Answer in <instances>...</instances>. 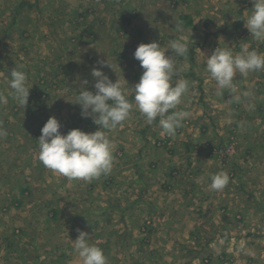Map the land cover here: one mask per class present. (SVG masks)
<instances>
[{
    "label": "rangeland",
    "instance_id": "1",
    "mask_svg": "<svg viewBox=\"0 0 264 264\" xmlns=\"http://www.w3.org/2000/svg\"><path fill=\"white\" fill-rule=\"evenodd\" d=\"M140 1L0 0V129L7 133L0 136V264H82L73 245L80 231L107 264H264V71L236 76V94H252L240 103L230 91L216 96L205 71L217 47L264 54V42L244 26L251 0L175 4L184 31L174 19V36L187 38L192 55L176 61L190 85L175 110L190 115L174 136L133 106L107 131L109 175L70 180L39 160L37 139L49 117L62 134L98 129L73 103L84 80L95 91L91 71L99 61L115 66L101 68L113 82L124 77L134 105L129 87L143 69L133 53L163 28L148 21L150 5ZM123 59L140 67L137 76L116 69ZM14 67L28 77L26 108L9 94L6 74ZM221 172L229 184L212 190L211 176Z\"/></svg>",
    "mask_w": 264,
    "mask_h": 264
},
{
    "label": "clouds",
    "instance_id": "2",
    "mask_svg": "<svg viewBox=\"0 0 264 264\" xmlns=\"http://www.w3.org/2000/svg\"><path fill=\"white\" fill-rule=\"evenodd\" d=\"M251 2L252 7L244 26L255 41L264 42V0ZM175 28L177 32L184 31L179 23ZM167 50H171L177 57H185L189 52L187 38L180 35L170 40L166 49L156 41L141 43L134 51L133 56L143 69L139 82L134 87H129L134 93V105L127 98V81L124 77L123 82L119 78L113 82L101 68L107 66L115 72V66L107 60L99 61L101 67L91 71L95 78V91L87 90L88 81L84 80L81 83L83 88L73 103L80 106L82 118H90L98 129L94 132L72 129L67 134H62L60 121L55 116L49 117L37 139L40 162L47 169L70 180L88 182L102 175H109L113 169L114 158L107 131L122 125L129 118L133 106L149 124L159 118L162 135L174 136L190 115L187 111H175L188 93L189 81L181 79L174 82L173 78L181 69L173 55L166 56ZM205 71L216 82V96L222 97L225 91H230L233 102L240 103L242 98H250L252 94L244 93L243 97L237 95L234 79L237 75L246 76L252 72L264 71V54L249 50L247 46H241L236 54L231 48L217 47L207 56ZM6 76L10 96L21 107L26 108L31 89L28 87L27 74L14 67L10 75ZM6 134L0 129V136ZM229 181L230 177L225 172L214 174L211 176L210 187L212 190L222 191ZM89 238L88 233L80 231L73 241L74 250L82 264H107L103 250L90 244Z\"/></svg>",
    "mask_w": 264,
    "mask_h": 264
},
{
    "label": "crops",
    "instance_id": "3",
    "mask_svg": "<svg viewBox=\"0 0 264 264\" xmlns=\"http://www.w3.org/2000/svg\"><path fill=\"white\" fill-rule=\"evenodd\" d=\"M180 1L181 0H143L142 2L141 1L138 2V3H140L141 7H145L146 5L149 4L150 7H148L147 15L150 16V17H149L148 21L153 22L154 25H155V23L156 24L160 23L161 27H163L162 29H160V25H159V29L162 31L160 34H150L148 36V39H149L148 43L156 41L158 43L164 42V44H165L166 43V39L165 38L169 37L168 40H167V42H169L171 37H173L172 39L177 37V35L174 36L176 33L174 32L175 29L173 28V24H174V21H175L174 19H176L177 23L179 22V20H178L179 16L177 15L178 13H175L176 9H177V6H175V4L176 3L177 4L180 3ZM148 28H151V27H148ZM141 30L143 31V33L140 35V38H142L144 36V31L146 32L147 29H141ZM164 44H162V45H164ZM166 48H167V46L165 47V49ZM119 52H120V56H122V57H124L126 55V53H127V51L123 50V49H121ZM165 54H166V56L167 55L168 56L173 55V59L175 60V62L180 60V59H182V57L175 56L172 53L171 50H167ZM188 55L190 56V59H191L192 52L190 50L188 52ZM123 60H125V63L121 64V66H119V67L121 69H128V70L131 69L133 64L132 65H128V63H127V66H126V59H123ZM189 62H191V60H189ZM176 64H177V62H176ZM119 67L117 66L116 69H119ZM187 68L191 69V66H188ZM132 70L135 71V75L136 76H137V72L141 71L140 67L138 68V67H135V66L132 68ZM181 74L182 73H181V70H180L179 73L173 78L174 82L177 80L178 76L181 75ZM183 76H185V74H182V77ZM178 79H183V78H180V76H179ZM170 111H173V110H170Z\"/></svg>",
    "mask_w": 264,
    "mask_h": 264
}]
</instances>
